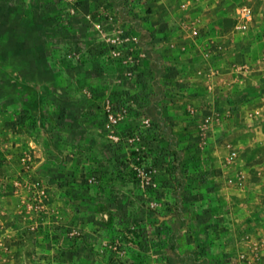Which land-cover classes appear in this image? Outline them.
<instances>
[{"label": "rangeland", "instance_id": "374dc122", "mask_svg": "<svg viewBox=\"0 0 264 264\" xmlns=\"http://www.w3.org/2000/svg\"><path fill=\"white\" fill-rule=\"evenodd\" d=\"M124 2L0 0L6 264H264V0Z\"/></svg>", "mask_w": 264, "mask_h": 264}, {"label": "trees", "instance_id": "16d2710c", "mask_svg": "<svg viewBox=\"0 0 264 264\" xmlns=\"http://www.w3.org/2000/svg\"><path fill=\"white\" fill-rule=\"evenodd\" d=\"M119 5H120V8H122V10L124 11V13L127 14L128 13V8H127L124 0H119ZM151 49L152 48L150 46H147V50H148V52L150 54H151ZM161 69H162V67L160 65H158L157 66V70H161ZM31 88H33V87H31ZM158 88L160 89L161 86L158 85ZM34 90H36V89H34ZM159 95L162 96V92L161 91H159ZM40 96L41 95L37 91H35L34 102L32 101V104H31V108H33L34 110H37V111L40 110ZM155 104H156L157 107L155 106V107L151 108L150 115L158 123V126L162 130L163 134L169 139L170 145L172 147V152L178 158V164H179V159H180L179 150L175 148V146L177 145L176 136L169 129H167L165 122L160 117L161 109H160V107L158 106L157 103H155ZM171 249H172L173 252L179 253L177 243H172L171 244ZM194 253L195 252H192L191 253L192 256L187 258L185 262L189 261V262H191L193 264H205L203 260L197 259L194 256Z\"/></svg>", "mask_w": 264, "mask_h": 264}, {"label": "built area", "instance_id": "2783aa9c", "mask_svg": "<svg viewBox=\"0 0 264 264\" xmlns=\"http://www.w3.org/2000/svg\"><path fill=\"white\" fill-rule=\"evenodd\" d=\"M253 18H254V13H253V10L250 6L244 5V6L240 7L238 9L237 22L235 25L236 31L246 32L247 30H249V28L253 22ZM198 35H199L198 30L194 28L191 31V37L196 38ZM218 48L220 50H222L223 45L219 44ZM235 157H237V151H232L230 153L229 159L232 160ZM20 159L24 164L27 165V163L31 159V156L29 155V153L27 151H24L21 154ZM242 183H243V181L240 182V184H242ZM32 228H35V226H32ZM1 246H2V243H0V264H6L7 256L5 254L4 249Z\"/></svg>", "mask_w": 264, "mask_h": 264}, {"label": "crops", "instance_id": "0c3cea01", "mask_svg": "<svg viewBox=\"0 0 264 264\" xmlns=\"http://www.w3.org/2000/svg\"><path fill=\"white\" fill-rule=\"evenodd\" d=\"M264 99V95L263 96H261V97H258V96H256L255 94H254V99H256V100H258V99ZM248 110H250V108H248ZM262 110H264V109H262L261 107H260V105H256V106H254V107H252V111H251V113H250V115H252V116H256V115H263L264 113H263V111ZM258 127L259 126H255V129H258ZM13 129H12V134H13V136L14 137H12V138H10L9 139V141H8V143L9 144H12L13 142L15 143V144H17V146H24V147H26L27 145L25 144L24 145V143H22V139L20 138V136H21V130L18 128V126L16 125V127L14 128V127H12ZM3 133V131L0 129V139H2L3 138V136H1V134ZM257 139H259V138H257ZM1 142H3L2 140H0V145H2V146H0V157H6V156H8V154L6 153V150H4L3 148H1V147H4V144H2ZM31 143V141H28V143ZM13 146V145H12ZM16 146V147H17ZM2 178H3V176H2V174L0 173V185L2 184L1 183V180H2ZM1 189V188H0ZM2 190V189H1ZM15 240H18V239H16V238H14ZM19 240H21L20 238H19ZM18 242H21V241H18ZM15 244H17V242L15 243Z\"/></svg>", "mask_w": 264, "mask_h": 264}]
</instances>
